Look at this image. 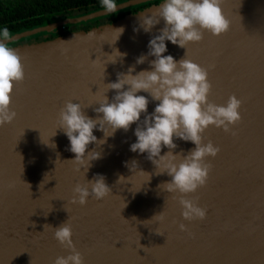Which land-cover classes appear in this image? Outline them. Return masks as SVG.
<instances>
[{
  "label": "water",
  "instance_id": "1",
  "mask_svg": "<svg viewBox=\"0 0 264 264\" xmlns=\"http://www.w3.org/2000/svg\"><path fill=\"white\" fill-rule=\"evenodd\" d=\"M151 1L119 2L117 12ZM162 2L88 30L12 46L21 56L25 79L14 86L15 119L0 127V264H53L58 256H67L69 251L44 225L55 228L69 217L84 264H264V0H222L230 28L218 37L204 31L203 39L187 49L165 41L164 55L177 61L186 55L208 69L210 102L224 105L233 94L243 101L235 137L215 126L203 133L205 144L210 140L221 150L215 158H206L212 165L206 185L186 198L198 197V205L207 209L206 219L184 220L178 197L161 185L171 177L157 175L160 170L147 153L130 151L137 139L135 124L107 138L94 129L97 139L105 142L89 145L100 158L91 162L86 179L103 175L112 194L103 200L89 197L84 206L68 203L85 177L83 169L75 171L78 165L71 161L75 155L67 150L70 142L63 131L52 137L59 110L72 100L95 118L93 109L107 92L105 84L115 82L117 73H127L131 66L133 75L151 70L149 62L155 57L143 64L136 60L147 55L148 43L160 34L164 21L148 33L139 23ZM105 12L102 8L20 31L8 43L110 15ZM121 27L119 37L115 29ZM114 49L126 53L123 60L109 62L116 58ZM106 95L111 101L115 92ZM148 99L151 114L159 101ZM50 140L55 148L46 145ZM174 143L173 154L186 155L195 147L178 138ZM167 151L162 148L161 155ZM163 211V221L151 220ZM180 223L187 226L186 232L180 231Z\"/></svg>",
  "mask_w": 264,
  "mask_h": 264
},
{
  "label": "clouds",
  "instance_id": "2",
  "mask_svg": "<svg viewBox=\"0 0 264 264\" xmlns=\"http://www.w3.org/2000/svg\"><path fill=\"white\" fill-rule=\"evenodd\" d=\"M221 4L222 0H163L152 15L142 16L139 23V27L148 33L161 19L164 21L160 34L150 39L147 55L142 54L136 60L137 64H143L147 57H155L149 62L151 70H142L133 75L135 66H131L127 73H117L115 82L105 84L107 92L113 90L115 95L110 101L107 92L104 94L98 103L99 107L93 109L95 118L87 116L80 103L65 101L59 110L56 131L52 137L57 134V130L63 131L70 142L67 150L75 155V159L71 160L78 165L75 171L83 169L85 177V183H77L73 188L69 204L84 206L89 197L103 200L112 194L103 175L96 174L92 180L86 179L91 162L100 158L99 152L89 151V145L105 142L97 139L93 134L94 129L103 132L107 138L117 130L127 132L135 124L134 135L137 139L130 145V151L147 153L146 158L160 170L157 175L166 173L171 177L161 185L165 191L174 194V198L178 197L184 220L191 222L206 219L207 209L198 205V197L186 198L188 194L206 185L212 170L211 163L205 162L206 158H215L221 150L210 140L205 144L203 133L209 126H215L235 137L237 132L233 129L242 120L240 109L243 101L233 94L224 105L210 102L208 97L212 84L208 80V69L186 58V55L177 61L164 53L167 52L165 41L187 49L189 43H198L203 39L204 31L217 37L226 33L230 21L223 14ZM101 6L106 10V15L118 11L116 0H101ZM115 30L119 31V37L124 31L122 27ZM12 38L7 27L0 29V127L15 119L17 113L11 107L12 94L14 86L25 79L21 56L8 43ZM114 52L116 58L109 62L115 63L118 57L123 60L126 56V53L118 49H114ZM140 92L147 93L153 101H159L151 114L148 113V96L137 95ZM174 138L190 141L195 147L186 155L183 151L173 154L177 147ZM46 145L56 147L51 140ZM162 148L168 149L164 155H161ZM131 165H136V162L132 161ZM28 186L30 189L31 185ZM71 219L69 217L55 228L44 225V230L51 229L53 238L69 251L67 256H58L53 264H84V257L73 241ZM153 219L163 221L164 211ZM179 229L182 232L188 230L184 223L179 224Z\"/></svg>",
  "mask_w": 264,
  "mask_h": 264
},
{
  "label": "trees",
  "instance_id": "3",
  "mask_svg": "<svg viewBox=\"0 0 264 264\" xmlns=\"http://www.w3.org/2000/svg\"><path fill=\"white\" fill-rule=\"evenodd\" d=\"M123 1L126 0H116L117 3ZM102 8L101 0H0V29L7 27L12 34H15L35 27H43L65 18L81 16ZM134 10L131 11L134 13ZM105 22L110 23L109 20ZM74 28L75 26L67 25L49 33L31 36L9 46L50 40L76 31ZM88 29L89 27L85 26L82 30Z\"/></svg>",
  "mask_w": 264,
  "mask_h": 264
},
{
  "label": "flooded vegetation",
  "instance_id": "4",
  "mask_svg": "<svg viewBox=\"0 0 264 264\" xmlns=\"http://www.w3.org/2000/svg\"><path fill=\"white\" fill-rule=\"evenodd\" d=\"M161 1L162 0H154V1L145 3V4H143L141 6H138V7L129 8V9H126V10H123V11H120V12H117V13H114V14H110V15L105 16V17L97 18V19H94V20L82 22V23H79V24L71 25V26H75V28H74L75 30H82L85 26H87L89 28H92V27H96V26H99V25L107 24V22L104 23V21H108V20L111 23L112 21H115V20L125 16L126 14L133 13L131 11L133 9H135L134 13H136L139 10H142V9H144L146 7H149V6L153 5V4H157V3L161 2ZM95 22H96V24H94Z\"/></svg>",
  "mask_w": 264,
  "mask_h": 264
}]
</instances>
